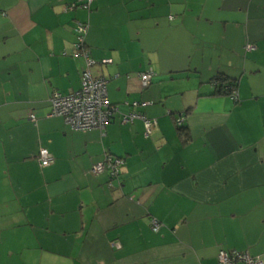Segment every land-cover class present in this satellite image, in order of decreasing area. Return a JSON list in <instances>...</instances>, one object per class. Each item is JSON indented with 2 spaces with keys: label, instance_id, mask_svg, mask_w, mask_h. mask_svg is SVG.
Returning <instances> with one entry per match:
<instances>
[{
  "label": "crops",
  "instance_id": "0c3cea01",
  "mask_svg": "<svg viewBox=\"0 0 264 264\" xmlns=\"http://www.w3.org/2000/svg\"><path fill=\"white\" fill-rule=\"evenodd\" d=\"M74 2L0 0V264H217L220 250L264 264V0ZM77 23L92 76L120 113L156 121L148 137L140 119L48 117L53 93L80 88ZM219 77L237 100L213 95ZM107 155L124 160L115 180L91 172Z\"/></svg>",
  "mask_w": 264,
  "mask_h": 264
},
{
  "label": "built area",
  "instance_id": "2783aa9c",
  "mask_svg": "<svg viewBox=\"0 0 264 264\" xmlns=\"http://www.w3.org/2000/svg\"><path fill=\"white\" fill-rule=\"evenodd\" d=\"M95 0H75L70 6V9L79 8L82 10H89ZM88 32L87 23H77L73 33L75 42L72 45V56L75 58H82L85 62V68L81 73L80 88L71 95H62L53 93L49 103L51 111L48 117H61L64 122L73 131H104L106 125L118 112L116 106L109 103L107 97L106 84L107 81L103 78H94L90 72V68L96 65L85 48V39ZM247 51L254 50L253 46L248 45L245 48ZM112 63L111 59H103L99 61V65H109ZM154 71L148 69L139 75V79L143 88H146L152 77ZM233 100H237L236 92L233 91ZM135 106L137 104H134ZM32 121L35 120L31 116ZM142 120L145 127V136L148 137L151 131L156 126L155 120L145 118L140 114H129L123 116L121 123H132L134 120ZM183 118H178L176 124L180 125ZM37 161L42 168L50 166L54 162V158L46 149H40L37 154ZM124 166L122 158L107 155L102 162L95 164L91 172L93 174H100L107 172L110 180H115L121 174V169ZM111 186V182L109 183ZM151 230L154 233L159 232L161 224L156 219H151ZM117 249L119 245L112 243ZM263 264L260 258L252 257L248 252L224 251L220 250L217 254V264Z\"/></svg>",
  "mask_w": 264,
  "mask_h": 264
},
{
  "label": "trees",
  "instance_id": "16d2710c",
  "mask_svg": "<svg viewBox=\"0 0 264 264\" xmlns=\"http://www.w3.org/2000/svg\"><path fill=\"white\" fill-rule=\"evenodd\" d=\"M85 48H86V46H85ZM154 75H155V73H154ZM100 78H102V77H100ZM104 79V78H103ZM106 80V79H105ZM140 80V79H139ZM107 81V80H106ZM107 83H108V81H107ZM141 83V82H140ZM150 83H151V81H150ZM150 83H149V85H150ZM148 85V86H149ZM212 85H213V87H214V96H233V91H235L236 92V82L235 81H231V80H228V79H226V78H222V77H219V78H216L213 82H212ZM147 86V87H148ZM146 87V88H147ZM141 88L142 89H145V88H143L142 87V85H141ZM106 90H107V84H106ZM237 95V94H236ZM107 97H108V95H107ZM109 100V99H108ZM109 103L111 104V105H113V106H116L117 107V109H118V112L115 114V116L111 119V121H109V123L108 124H110L111 122H113V120L117 117V116H119V119H120V122H121V120H122V117L123 116H127V115H129V114H138V113H136V112H130V113H127V114H122V113H120V111H119V106L117 105V104H113V103H111L110 101H109ZM134 104H137L136 106L134 105ZM141 105H144V104H141V103H138V102H134V103H132V104H130L129 106H131V107H134V108H136V107H139V106H141ZM141 115V114H140ZM145 117V116H144ZM184 117V115H181V117L180 118H183ZM146 118V117H145ZM174 118V117H173ZM178 118H176V119H173L174 120V124H175V126H176V128H177V132H178V134H179V136H181V138L184 140V142H186V141H188V139H189V137H188V131H187V129H186V127L183 125V122H184V118H183V121H182V123L180 124V125H177L176 124V120H177ZM137 120V119H136ZM135 121V120H134ZM133 121V122H134ZM132 122V123H133ZM107 124V125H108ZM127 124H130V123H127ZM106 125V126H107ZM104 160V159H103Z\"/></svg>",
  "mask_w": 264,
  "mask_h": 264
}]
</instances>
